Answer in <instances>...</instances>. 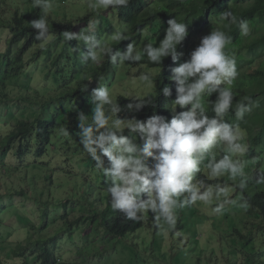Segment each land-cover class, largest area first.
Here are the masks:
<instances>
[{"label":"trees","instance_id":"16d2710c","mask_svg":"<svg viewBox=\"0 0 264 264\" xmlns=\"http://www.w3.org/2000/svg\"><path fill=\"white\" fill-rule=\"evenodd\" d=\"M174 5H177L178 8L171 9ZM110 9L116 10L120 19L127 23L131 29L129 33L122 36L121 40H116L111 44L110 47L114 51L123 52L129 45H137L143 37L144 29L156 21L166 18L167 14L183 20L186 25L190 24L192 28L189 31L187 30L188 35L185 40L177 46L178 58L176 61H173L171 57H165L159 66L151 63L147 56H143L138 62H127L133 67L147 65L162 69L161 73L155 77L159 82L156 93H149L145 97H141L146 103L138 111L127 109L129 103H136L132 97L118 94L116 99L122 108L121 113L118 114L121 118H136L142 121L152 115H161L166 119L185 110L176 106V112L173 113L169 109V105L174 103L176 97L175 82L171 80V69L189 59L191 51L195 49L193 33L195 35L196 30L208 26L217 16V19L222 22L220 28L226 35L231 37L229 44L236 45L244 39V35L237 24L222 19L224 12H230L237 21L243 20L247 24L264 22V0H250V3L247 0H168L166 4L159 7L150 5L146 0H130L127 7ZM40 17L47 19L49 32L54 36V39L50 42L37 40L36 30L31 26L32 21ZM79 21L83 22V19H79ZM76 28L74 20L67 15H62V12H58L55 4L49 5L48 8H38L34 5L31 9H28L21 8L17 0H11L10 5L7 0H1L0 30H3L0 31V46L3 47V42H5V46L0 48V104L6 101H12L13 103L14 99H18L46 109L43 95L36 96L39 98V100H36L29 94L31 91L30 85L18 86L14 84V81L11 82L13 77L28 76L30 72H33L32 69L37 67L36 65L42 60L41 58L48 60L46 64L43 60L45 67L42 68V71L48 75L53 74L52 76L58 86L60 100L75 98L85 93L87 90L82 91V89L86 86V79H89V71H87V68L80 70L81 58L78 53H72L77 50L78 39L68 41L64 38L65 32L78 34ZM59 40L62 42L65 40L63 46L59 50L53 51V45ZM197 42L196 40L195 43ZM261 46H264V34L245 44L244 49L246 52L236 57V69L238 71L245 64L249 66V69L242 74L239 71L238 76L234 79L238 89L231 88L234 97L233 105L224 117V120L235 129L241 127L247 131L243 132V135L248 139L250 145L248 152L252 155L257 154L256 146L264 147V67L258 64L259 60L257 61L259 47ZM71 48L74 50L71 51ZM104 58V61L99 66L96 65L93 71V82L95 84L102 81L103 76L108 72V67L112 64L107 56ZM166 86L172 91L170 96L163 94V88ZM14 87L20 89L16 95L14 94ZM38 91L41 90L38 89L36 92ZM216 95V93H213L210 96L212 99H210V104L207 106V115L210 117L214 115L212 103L215 101ZM203 98L207 99L208 97ZM90 102L92 101L86 100V112L83 113L88 114L87 109ZM241 103L246 106L247 111L244 112L242 117H237L236 111ZM80 109L84 110L85 108ZM65 117L67 116L62 114L58 123L57 114L48 115L46 111L45 115H36L33 120L26 117L16 120V124L11 127L10 131L0 136L1 171L10 174L19 172L21 183L31 185L41 174L35 172L29 180V184H26L29 169L44 170L45 174L40 178H45L50 183V193H52V188L57 179H60L62 175L73 178L72 174L75 173V176H81L85 181H77L76 178L73 181L63 180V182H59L61 187L72 183L71 188L67 190L69 198L57 197L53 190L52 202L57 208L60 207L65 210L60 216L64 223L61 231H66L69 235H72L74 231L85 225L91 227L95 223H100L110 237L129 238L136 235L149 222H152L156 214L151 211L149 213L144 211L140 214L139 219L131 220L127 219L122 212L112 209L107 187L106 189L102 186L99 187L100 184L102 185L101 174L95 170V165L91 163L93 175H90L89 180H87L78 171V168H74L68 161L69 154L68 152L65 153L63 146L69 145V141L67 139L62 140V133L57 131V127L61 126L60 121L64 120ZM0 118L1 126L3 123L1 108ZM79 122V117H75L74 120L70 119L69 129H77ZM127 132L128 130L125 129L124 135H127ZM56 134H58V138L55 143L54 136ZM137 137L139 136L136 135V142L141 144L143 141L140 137ZM81 154H83L82 151ZM57 155H60L62 165L55 162L58 161L55 160ZM238 175L241 185L235 184V186L245 193L244 200L249 205L247 218L255 216L260 219V226L257 229L260 232L261 239L256 240L252 237L253 229L244 233L243 228L239 227L235 220H231L232 233L228 239L221 235L216 228H212L211 223L208 224L207 219L203 217L194 223L197 228L196 235L201 236L205 243H209V248H207L208 245L203 248L204 243L202 250L216 252L212 243L221 240L219 247L225 253V264H264V168L258 166L249 173H243L241 170ZM244 185L253 188V192H248ZM6 189V192H0V200L6 197L13 198L17 195L29 197L28 191L22 184L16 187L9 186ZM79 196L90 208L86 207L87 210H84L80 216L71 219L67 212L71 199ZM82 206L85 207L86 205L82 204ZM45 207L46 205L42 209L44 218L42 231L44 232L48 226L47 221L50 216L49 212L44 210ZM5 211L4 209L0 211V226L12 227L11 222L3 218ZM19 217L23 219L22 216ZM183 225H185L183 221H177V225L171 230L172 234H175L174 232L181 229ZM37 227L35 224L32 225V228ZM24 229L28 235V227L26 226ZM58 237V232L50 235L39 233L37 237L28 236L25 241H18L10 254L0 256V264H8L11 260H20L22 261L21 264H61L62 258L56 247ZM154 239L156 244V237ZM256 242L260 243L258 250ZM240 245H244L245 248H248V251L240 250ZM250 249L251 251H249ZM164 254H167V251L164 252L163 249ZM163 260L170 262V264H185L175 263L173 260H169L168 256H164Z\"/></svg>","mask_w":264,"mask_h":264},{"label":"rangeland","instance_id":"374dc122","mask_svg":"<svg viewBox=\"0 0 264 264\" xmlns=\"http://www.w3.org/2000/svg\"><path fill=\"white\" fill-rule=\"evenodd\" d=\"M17 1L21 8L31 9L34 6L33 0ZM157 1L163 4L168 2V0ZM247 2L250 3V0H247ZM7 3L10 5L11 0H7ZM48 3L50 6L55 4L58 12H62V15H67L70 19L74 20L78 34L87 31V29L95 25V34L97 38L107 46H111V44L116 41L113 40L112 37L117 32L122 33L123 36L131 31L129 25L120 19L116 10L110 8H90L88 6V0H49ZM177 8V5L171 7V9ZM166 18L167 19L145 28L142 40L135 47L137 53L146 56L143 55V48L147 44H158L159 41L163 39L169 19L175 18L177 21L183 22V20L173 17L171 14H167ZM79 19H83V22H80ZM212 21L213 22H211V24L209 23L208 26L196 30L195 35L193 33V44L195 48L199 45L201 38L208 35L211 30L218 29L222 31L220 28L222 22L217 19V16H215ZM248 26L249 34L247 36L244 35V39H242L240 43L236 45L228 44L225 49L226 54L234 59L235 63L236 57L246 52L244 45L264 34V22L249 23ZM191 29L190 24H188L187 30L189 31ZM196 40L198 41L197 43H195ZM64 42L59 40L53 45L52 50H59ZM78 42L76 52L72 53H78L79 57L82 58L87 51V46L79 40ZM4 46L5 42H3V47ZM3 47L0 46V48ZM73 50L74 49L71 48V51ZM96 51L99 50L97 49ZM104 57L105 56H101L97 62L81 59L79 64L80 70L87 68V71H89V79H86L88 89L85 93L66 100H60V95L57 90L58 86L52 76L53 74L48 75L42 71V68L48 63L46 59L41 58L42 60L38 62L36 65L37 67L33 68V72H30L28 76L13 77L11 82L14 81V84L18 86L30 85L31 91L29 94L36 98V100H39L36 96L43 95L46 109L39 105H32L29 102L18 99H14L13 103L12 101L1 103L0 108L3 115V123L0 126V136L10 131L11 127L16 124V120L22 117L33 120L36 115H45L47 111L48 115L57 114V121L59 123V118H61L63 114V116L67 117L61 120V126L59 125L60 127H57L58 133H62V140L67 139L69 141V145L63 146V150L65 153L68 152V161L70 164L74 168H78V171L83 174L82 176H85V178L89 180L90 175H93L91 172V163H93L95 167L96 163L86 153L81 144L80 129H69V120H74L75 117H79L78 114L80 112H86L85 102L86 100L92 101L91 91L93 88L107 87L114 100L117 99L118 94L130 97H145L149 93H156L159 82L155 77L162 71L161 68L147 65L132 67L125 62L112 63L108 67V72L103 76L102 81L95 84L93 82V71L96 65L99 66L104 61ZM263 59L264 46H261L259 47V57L257 61L259 60L258 64L262 67H264ZM248 69L249 66L245 64L239 71L242 74L248 71ZM239 71L237 70L238 74ZM143 74H148L154 79V87H151L148 83L140 79V76ZM222 87L238 89L234 80H232L231 83L226 82ZM14 88V94L16 95L20 89L19 87ZM38 89L41 91L36 92ZM210 99L212 98L208 97L207 99H201V103L206 111L207 106L210 104ZM92 107H94L92 102H90V104L88 103V119L86 122H91ZM80 108L85 109L82 110ZM172 116H169L166 120H170ZM236 130L242 133L247 132L241 127H238ZM132 135L135 134L129 133L128 131L126 136ZM57 138L58 134L54 136L55 143ZM245 138L246 137L243 135V139L239 141V143L245 147L243 153L230 152L226 145L217 144L204 155L199 165V171L194 174L192 183L195 187L199 188L201 196L207 197L206 199L198 198L193 203L184 204L183 201L188 199V194H183V196L177 198L178 206L174 209L176 215V223L174 226L170 227L156 216L152 219V222H149L139 233L129 238L110 237L100 223H95L91 227L85 225L81 229L74 231L72 235H69L66 231H61L64 223L62 221L63 219H60V216L65 210L60 207L57 208L52 202L53 190L55 196L67 199L69 198L67 190L71 188L72 183L61 187L59 186V182H63V180L73 181L76 178L77 181L84 182L85 180L81 176H75V173L72 174L73 178H70L68 175H62L60 179L56 180L52 188V193H50V183L46 181L45 178H40L45 174L44 170L29 169L26 177V184H29V180L33 177L35 172H38L41 176L37 177L31 185H25L21 183L19 172L13 174L5 173L2 172L0 168V192H6V188L9 186L16 187L22 184L25 186L29 195V197L17 195L13 198L6 197L0 200V211H3V209L6 210L3 218L6 221H10L12 225V227L7 228L0 226V256L10 254L17 242L25 241L28 236L37 237L39 233L50 235L57 234L58 232L59 237L56 247L58 254L62 258L61 264H170V262H165L163 260L164 256H168L169 260H173L175 263L195 264L198 262L199 264H225V253L219 247L221 240L219 242L213 241L212 243L216 252H213V250H202L201 248L205 240L202 239L201 236L199 237L196 235L197 228L194 226V223L198 222L203 217L207 219L208 224L211 223L210 225L212 228H216L221 235L229 239L232 233L231 220H235L237 225L243 228L244 233L253 229L252 237L256 240L261 239L260 232L257 229L258 226H260V219L255 216L247 218L249 205L244 200L245 193L242 190H238L235 186V184L241 185L238 180V172L232 173L226 170L219 175H213L209 167L211 163L217 162L227 156L243 171V173H249L258 166L264 168V147L256 146L257 154L252 155L248 152L250 145ZM81 151L83 154H81ZM55 160H58L55 162L62 165L60 162V155L55 156ZM146 163L151 166V158H149ZM95 170L101 174L102 185L99 182L98 186L100 184L99 187L102 186V188L106 189V187H108V182H105V177L97 167ZM244 186H246L245 188L248 192H253V188L250 186L247 187V185ZM43 203L46 205L44 210L48 211L50 214L45 232L42 231L44 226L42 209L45 206ZM82 204L86 206L84 207ZM86 207L90 208L80 196L75 197L71 199L67 212L70 218L73 219L80 216L84 210H87ZM146 212L149 213V211ZM19 216H22L23 219ZM177 221H183L185 225H183L181 229L176 230L174 232L175 234H172L171 230L177 225ZM33 224L38 227L32 228ZM26 226L29 229L28 235L27 231L24 229ZM155 237L157 239L156 244L154 243ZM259 244V242H256L257 250L260 247ZM206 245H208L207 248H209V243H205L203 248H205ZM162 248L164 252L167 251L168 255H163ZM240 250L247 252L248 248H245L244 245H240ZM249 251H251V249ZM21 262L20 260H11L8 264H21Z\"/></svg>","mask_w":264,"mask_h":264},{"label":"clouds","instance_id":"9594fccd","mask_svg":"<svg viewBox=\"0 0 264 264\" xmlns=\"http://www.w3.org/2000/svg\"><path fill=\"white\" fill-rule=\"evenodd\" d=\"M33 2L38 8L49 7L48 0ZM147 2L156 7L163 4L157 0ZM129 3L130 0H88V6L93 9L127 7ZM165 19L167 18L162 20ZM222 19L237 24L243 35L249 34L247 22L237 21L230 12H224ZM158 22L160 21L153 24ZM31 26L36 30L37 40L47 43L54 39L45 17L33 20ZM187 35V25L184 22L169 19L163 39L155 45L147 44L142 50L143 55L159 66L165 57L176 61L177 46ZM64 38L68 41L78 39L87 46V51L81 58L85 61L97 62L101 56H107L112 63H127L138 62L143 57L137 53V45H129L123 52L114 51L97 38L95 25L79 34L65 32ZM112 38L121 40L122 33L117 32ZM230 40L231 37L225 32L211 30L191 51L189 59L171 69L176 97L169 109L173 113L176 112V106L186 110L174 114L170 120L161 115H152L143 121L121 118L118 114L122 108L113 99L108 88L92 89L94 107L91 110V122H86L87 114H78L80 141L86 153L95 161L96 167L102 171L105 182H108L107 192L114 211L122 212L131 220L139 219L144 211H151L170 227L174 226V209L178 206V197L188 194L184 204L193 203L198 198H207L201 196L199 188L192 183L204 155L217 144L226 145L230 152L245 151V147L239 143L243 139V133L224 120L232 108L234 97L231 88L222 85L231 83L238 75L235 60L225 51ZM140 79L154 87V79L150 75L143 74ZM87 89L88 85L82 91ZM213 93L217 95L212 103L214 115L210 117L201 99L210 97ZM163 94L170 96L172 91L166 86ZM132 98L136 103L127 105L129 111H138L146 103L139 96ZM245 111L246 106L239 104L237 117H242ZM125 129L135 135H124ZM136 135L143 141L141 144L136 142ZM149 158L151 166L146 163ZM209 167L213 175L226 170L232 173L241 171L227 156L211 163Z\"/></svg>","mask_w":264,"mask_h":264}]
</instances>
